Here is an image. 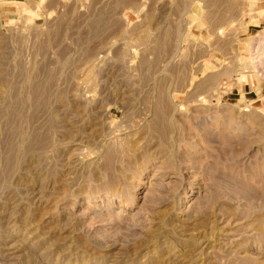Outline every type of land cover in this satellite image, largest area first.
<instances>
[{
    "label": "rangeland",
    "instance_id": "374dc122",
    "mask_svg": "<svg viewBox=\"0 0 264 264\" xmlns=\"http://www.w3.org/2000/svg\"><path fill=\"white\" fill-rule=\"evenodd\" d=\"M255 2L0 18V264H264ZM241 73L260 98L235 97Z\"/></svg>",
    "mask_w": 264,
    "mask_h": 264
},
{
    "label": "crops",
    "instance_id": "0c3cea01",
    "mask_svg": "<svg viewBox=\"0 0 264 264\" xmlns=\"http://www.w3.org/2000/svg\"><path fill=\"white\" fill-rule=\"evenodd\" d=\"M31 1L37 0H0V18H11L13 15L21 12L26 5H30ZM256 15H255V23H252V16L248 15L246 18L249 19L247 22V33L249 31L256 32L255 36L259 34L264 29V0H254ZM34 4V2H33ZM245 18V19H246ZM260 75H254L249 73H241L239 77H235L233 79L234 85V95L237 99L242 98V96H246L247 98L258 97L259 92H261V86L263 80L260 79Z\"/></svg>",
    "mask_w": 264,
    "mask_h": 264
}]
</instances>
